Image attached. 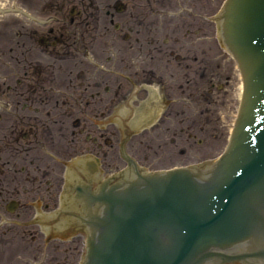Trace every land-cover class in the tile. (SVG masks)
I'll return each mask as SVG.
<instances>
[{
	"label": "flooded vegetation",
	"instance_id": "flooded-vegetation-1",
	"mask_svg": "<svg viewBox=\"0 0 264 264\" xmlns=\"http://www.w3.org/2000/svg\"><path fill=\"white\" fill-rule=\"evenodd\" d=\"M16 2L34 17L0 25V264H79L84 233L51 221L78 215L59 206L84 167L95 183L97 167L125 165L118 122L143 167L222 141L232 76L212 68L219 0Z\"/></svg>",
	"mask_w": 264,
	"mask_h": 264
},
{
	"label": "water",
	"instance_id": "water-1",
	"mask_svg": "<svg viewBox=\"0 0 264 264\" xmlns=\"http://www.w3.org/2000/svg\"><path fill=\"white\" fill-rule=\"evenodd\" d=\"M225 13L246 72L230 151L216 167L195 169L199 180L176 169L166 174L168 181L149 180L147 196L133 195L134 205L118 199L112 220L122 218L108 229L113 241L104 240L100 250L91 246L87 264H184L192 252L222 248L250 229H264V0H228ZM168 227L177 248L162 242L161 230Z\"/></svg>",
	"mask_w": 264,
	"mask_h": 264
},
{
	"label": "rangeland",
	"instance_id": "rangeland-1",
	"mask_svg": "<svg viewBox=\"0 0 264 264\" xmlns=\"http://www.w3.org/2000/svg\"><path fill=\"white\" fill-rule=\"evenodd\" d=\"M7 19H10V20H12L13 19V17L12 16H8V18ZM235 104V103H234Z\"/></svg>",
	"mask_w": 264,
	"mask_h": 264
}]
</instances>
